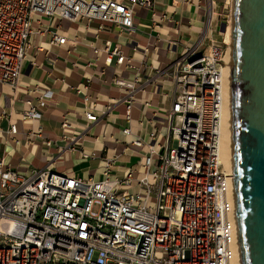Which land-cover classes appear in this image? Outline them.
I'll return each mask as SVG.
<instances>
[{
	"label": "built area",
	"instance_id": "obj_1",
	"mask_svg": "<svg viewBox=\"0 0 264 264\" xmlns=\"http://www.w3.org/2000/svg\"><path fill=\"white\" fill-rule=\"evenodd\" d=\"M154 1L0 0V82L19 86L36 15L98 20L100 28L112 23L124 32L135 28L136 9L153 7ZM214 3L208 2L210 14ZM67 41L53 34L54 43ZM202 41L186 47L166 69L176 89L168 132L158 150L144 138L133 141L149 148L141 171L95 180L46 167L27 176L0 161V264H233L240 251L235 171L226 167L219 140L230 45L226 38L215 39L202 50ZM103 51L106 63L117 56L122 66L128 59L111 40ZM114 81L133 89L126 99L131 118L138 82ZM84 100L88 120L96 122L97 103L89 96ZM39 114L35 108L24 112L31 118ZM10 130L19 133L16 124Z\"/></svg>",
	"mask_w": 264,
	"mask_h": 264
},
{
	"label": "crops",
	"instance_id": "obj_2",
	"mask_svg": "<svg viewBox=\"0 0 264 264\" xmlns=\"http://www.w3.org/2000/svg\"><path fill=\"white\" fill-rule=\"evenodd\" d=\"M208 2L155 0L153 7L136 9L135 28L124 32L112 23L100 28L98 20L36 15L19 86L0 82V161L27 176L46 167L95 180L109 174L125 179L131 168L141 171L149 148L133 141L144 138L158 150L168 132L176 89L166 69L200 39L207 50L213 40L228 38L229 0H215L212 14ZM55 32L68 41L54 43ZM110 40L128 56L122 66L117 56L106 63L103 49ZM116 77L138 82L131 118L126 99L133 89L115 83ZM84 96L98 105L96 122L86 116ZM31 108L40 111L37 118L24 115ZM65 121L70 125L64 127ZM127 126L131 133L124 132ZM154 130L158 134L151 137ZM72 136L79 138L76 143Z\"/></svg>",
	"mask_w": 264,
	"mask_h": 264
},
{
	"label": "water",
	"instance_id": "obj_3",
	"mask_svg": "<svg viewBox=\"0 0 264 264\" xmlns=\"http://www.w3.org/2000/svg\"><path fill=\"white\" fill-rule=\"evenodd\" d=\"M232 124L240 253L264 264V0H233Z\"/></svg>",
	"mask_w": 264,
	"mask_h": 264
},
{
	"label": "bare ground",
	"instance_id": "obj_4",
	"mask_svg": "<svg viewBox=\"0 0 264 264\" xmlns=\"http://www.w3.org/2000/svg\"><path fill=\"white\" fill-rule=\"evenodd\" d=\"M232 34V29H231ZM233 38V34L231 36ZM230 47L227 51V54L225 55L224 62L225 66L223 68V81H224V92L226 94V106H225V112L222 118V131L220 135V149L221 154H223V160L226 164V167L229 169H233V139H232V133H233V124H232V116H233V109H232V41L230 39L229 41ZM236 260L233 262V264H243L241 259V253L237 254Z\"/></svg>",
	"mask_w": 264,
	"mask_h": 264
},
{
	"label": "rangeland",
	"instance_id": "obj_5",
	"mask_svg": "<svg viewBox=\"0 0 264 264\" xmlns=\"http://www.w3.org/2000/svg\"><path fill=\"white\" fill-rule=\"evenodd\" d=\"M229 9H228V12H227V15H226V19H230V22H229V24H228V31H227V34H228V40L230 41V39H231V41H232V38H231V36H232V34H231V29H232V26H233V19H232V15H233V0H229ZM228 50V49H227ZM137 190H139V189H137V188H135V189H132V191H134V192H136ZM147 193V189H145L144 188V190L142 191V196L144 197V195Z\"/></svg>",
	"mask_w": 264,
	"mask_h": 264
}]
</instances>
